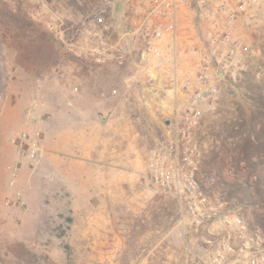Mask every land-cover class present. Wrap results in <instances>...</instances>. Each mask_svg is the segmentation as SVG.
I'll return each instance as SVG.
<instances>
[{
    "label": "rangeland",
    "instance_id": "rangeland-1",
    "mask_svg": "<svg viewBox=\"0 0 264 264\" xmlns=\"http://www.w3.org/2000/svg\"><path fill=\"white\" fill-rule=\"evenodd\" d=\"M5 1L24 10L33 26L24 30L0 24L7 76L0 98V264H206L207 232L190 224L174 194L150 181L149 155L167 140L166 128L183 123L190 93L182 85L196 76V50L210 55L215 72L207 83L217 90L216 110L191 131L199 160L208 149L203 136L208 121L234 116L238 108L248 112L246 86L264 77V0H188L184 7L202 9L215 25L202 46L175 44L179 29L175 40L166 43L178 51L166 48L155 66L163 67L162 89L142 71L143 43L132 24L147 14L151 0ZM237 16L250 21L248 28L255 26L253 46L234 40L230 26ZM234 46L245 49L248 57L239 60ZM253 48L258 53H251ZM94 52L103 53L101 62ZM119 54L122 63L112 58ZM168 56L174 57L171 65ZM220 71L226 72L221 76ZM169 81L180 87L181 95L170 87L179 100L172 122L165 117L158 126L149 113L157 114L156 101L168 98ZM62 101L65 107H60ZM106 110L115 121L122 119L125 129L141 132L137 141L148 149L137 160L146 168L141 185L131 164L121 165L123 174L110 178L71 154L79 140L83 151H89L88 117L100 119ZM25 131L40 133L34 160L17 156L10 142ZM104 131L97 134L103 138ZM116 140L118 145L121 139ZM102 143L100 139L96 145L100 150ZM121 146L123 153L115 151L113 160L133 161L122 141ZM91 153L94 160L101 158L95 150ZM205 194L213 204H222V212H234L248 224V210L224 201L210 185Z\"/></svg>",
    "mask_w": 264,
    "mask_h": 264
},
{
    "label": "built area",
    "instance_id": "built-area-1",
    "mask_svg": "<svg viewBox=\"0 0 264 264\" xmlns=\"http://www.w3.org/2000/svg\"><path fill=\"white\" fill-rule=\"evenodd\" d=\"M187 1L151 0L147 14L135 27L143 43L139 55L141 62L145 64L153 58H162L161 43L175 40L176 14ZM98 22L101 23L102 19H98ZM224 40H228V35ZM102 54L94 52L97 62L102 61ZM193 54L198 59V69L194 79L188 78L182 85L190 93L185 102L183 123L174 124L167 140L150 152V181L159 190L174 194L184 205L190 224L204 228L207 232L204 238L206 264H264V237L251 230L236 213L222 212V204H213L197 182L200 160L197 145L191 140V131L199 125L205 114L216 110L217 90L207 83L209 75L213 73L209 65L210 55L200 50ZM112 58L122 63V55H114ZM166 60L171 65L174 57L168 56ZM224 72L220 71L221 76ZM40 138L39 132L25 131L12 136L10 142L17 156L34 160L39 152Z\"/></svg>",
    "mask_w": 264,
    "mask_h": 264
},
{
    "label": "trees",
    "instance_id": "trees-1",
    "mask_svg": "<svg viewBox=\"0 0 264 264\" xmlns=\"http://www.w3.org/2000/svg\"><path fill=\"white\" fill-rule=\"evenodd\" d=\"M0 24L29 29V15L0 0ZM2 42L0 40V98L6 88ZM251 106L248 112L236 109L234 116H221L204 126L208 149L198 171L202 191L217 189L224 201L248 210L251 230L264 237V77L246 86Z\"/></svg>",
    "mask_w": 264,
    "mask_h": 264
},
{
    "label": "crops",
    "instance_id": "crops-1",
    "mask_svg": "<svg viewBox=\"0 0 264 264\" xmlns=\"http://www.w3.org/2000/svg\"><path fill=\"white\" fill-rule=\"evenodd\" d=\"M184 7V6H183ZM181 7L179 11H177L176 14V21H177V32L178 29L180 30L179 36L177 35V43L175 44H181L184 43L188 45H194V46H202L204 44V36L208 32H212V29L214 28L215 23H213V20H209L206 16V14L202 13V9L197 11L194 8H190V6L187 7ZM179 19V20H178ZM249 20L245 21L243 19V16H237L236 20L232 23V26L230 28L233 29V35L234 40L240 44H246L247 46H253L256 44V31L252 30L254 28L253 26H250L248 28L247 24L249 25ZM132 24H138L136 20H133ZM137 26V25H136ZM253 32V33H252ZM178 34V33H176ZM200 35V37H199ZM168 43V41H163L161 43L162 48V55L166 56L164 53V50L167 48L165 45ZM170 48H167V50H171ZM232 49H234L237 53L239 60H244V58L248 57V53H245V49H241V47L234 46ZM178 51L177 47L174 49L172 48V52L176 54ZM258 53L259 50H255L254 48L251 50V53ZM182 54V53H181ZM159 60L161 61V58L156 57L151 59L148 63L146 62L142 66V71L145 72V75L154 78V83H156L157 86L160 87L163 86V81L165 80V77H163L162 70L163 67H155L158 65ZM161 63V62H160ZM215 72V71H213ZM215 78V77H214ZM213 78V79H214ZM169 86L165 90L169 96L166 99H158L156 101V107L159 109V112L156 114L149 113L150 115V122L152 124H157L159 126L160 121L162 118L168 117L169 122H172L173 119V111L175 107V103L178 102L179 99H173L172 93L169 91L170 87L172 89H175L174 91L181 95V89L180 87H175L173 83H170ZM174 86V88H173ZM162 89V88H161ZM64 102V103H63ZM66 101H62L60 107H65ZM97 102V96L93 97V104ZM108 102V101H107ZM108 105V103H107ZM147 108V107H145ZM148 112V111H147ZM89 124V146L88 152H84L85 149L84 146L81 147L82 142L79 140V148L74 147V151H72V156L77 158L80 162L87 163L88 166H98V168L104 173L105 177L112 178L113 175L116 177H120L124 171L121 167L124 165L131 164L133 165V174L135 177H137L140 181V185L142 184L143 180L146 176V168L144 165L140 166L137 164V160L139 159V156H145L148 154V149L146 146L141 145L138 143L137 139H141L140 136V130L138 128L132 127L129 131L128 128L125 129L123 127L122 119L115 121L114 120V114L111 112V110H106L104 113V116L100 119L97 117L89 116L88 117ZM166 120H164L165 122ZM65 122V120H64ZM114 123H118L115 127H113ZM120 125V126H119ZM171 125L166 128L165 130V136L168 138L170 133ZM102 130H105L103 133V138L100 136V134H97V131L101 132ZM146 136H143V138ZM81 139V138H80ZM100 139L103 141V147L100 150V147L98 148L96 145L98 144V141ZM119 140V143L117 145V140ZM136 140V141H135ZM121 141L123 144V147L125 148L124 152L128 153V159L130 157H134L133 161L125 160L121 163L115 162L112 158L115 151L120 149V153H123L122 146L119 148L118 146L121 145ZM135 141V142H134ZM116 144V145H115ZM96 146V147H95ZM93 150L97 152L99 156H101L100 159L94 160L93 158L89 157L93 153H91ZM70 153L65 152L64 156H69ZM105 190H107L108 186L107 184H104Z\"/></svg>",
    "mask_w": 264,
    "mask_h": 264
}]
</instances>
